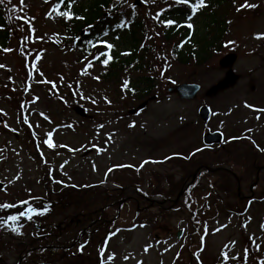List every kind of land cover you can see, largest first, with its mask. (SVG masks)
I'll return each mask as SVG.
<instances>
[{
  "label": "rangeland",
  "instance_id": "obj_1",
  "mask_svg": "<svg viewBox=\"0 0 264 264\" xmlns=\"http://www.w3.org/2000/svg\"><path fill=\"white\" fill-rule=\"evenodd\" d=\"M134 2L135 0H118L122 8L135 7L147 25L144 47H148L149 51L146 56L158 69L157 87L153 92L154 97L148 103L146 100H123L120 96L112 95L109 92L110 84L100 78L105 68L100 62H96L89 70L90 76L80 75L86 63V54L76 45L78 39H75L76 34L71 30V23L68 24L63 18L48 19L46 15L57 0H50V3H45V0H24V10L14 12H9V9L13 5L19 7L20 0L2 5L9 37L6 46L0 48V65H4L0 67V110H3L0 112V149L3 150L0 151V182H3L0 184V203H18L27 199L38 211L45 207L50 210L42 216L34 215L31 221L21 218L20 236L10 235L7 227L0 228V264H100L98 249L104 245L105 238L117 229L121 231L108 241V252L116 253L113 264H137L138 261L143 264H221L222 250L230 256L240 257L229 260V264H244L245 249L249 250L247 264H258L260 259H264V232L260 228L264 223V169L254 175H247L242 168L248 166L242 165L248 156H257V166L264 164L261 162L264 158L263 147L262 151L245 150L247 146L241 142L231 145L233 151H238L237 154L217 155L223 161H230L227 163L232 164L234 171L238 173L236 183L230 174L223 172V175L230 176L233 180L232 192L219 188L222 185V173L205 176L198 181L200 188L213 189L216 183V194L222 202L228 204L226 211L217 204L207 214L200 212L196 209L199 205L217 203L218 199L211 197L202 200V197H206L205 192L200 193L195 188L181 202L184 211L168 209L170 204L165 205L167 211L164 212L153 206L143 215H138L140 220H144L140 225L145 226L139 225L132 229L135 221L133 216L137 214L135 203L119 209L120 198L118 201L115 196L109 198L108 193L110 190L116 195L115 190L125 187L127 190L121 197L122 200L130 196L137 197L135 189L127 183L129 180L123 177V174L129 173L128 170L109 171L120 165H132L140 170L134 174L144 180L140 188L142 195L150 191L152 172L158 175L174 174L175 180L181 181L183 175L180 168L171 162L161 163L160 160L176 150L188 151L191 147L204 146L207 130L200 122L198 112L204 100L216 111L210 122L212 129L227 130L232 122L237 121L245 123L244 126L248 124L246 108L240 117L232 118L224 110L228 108L230 101L223 103L220 98L214 99L207 95V90L226 78L228 70L219 63L232 51L238 56L233 70L241 75L233 89L235 94L241 91L242 95L236 96L239 99L247 98L252 84L264 87V39L254 38L255 34L264 33V0H247L248 4L257 7L243 8L240 11L237 8L245 4V0H210L207 11H198L191 20L193 29L189 32V39H195L196 34L204 30L205 33L214 34L215 26L206 19L209 17L208 13H215L218 22L226 27L221 49L213 51L209 63L201 68L194 62L184 65L176 60L173 49L180 36L166 39L164 34L168 28L153 19L170 5L175 6L174 0H155V3L140 0L141 6H135ZM32 17H35L31 21L35 28L34 34L30 32L29 25L25 24V20ZM20 25H24V31L20 30ZM83 33L84 29L78 35ZM114 33L117 31L113 30L103 36L112 38ZM231 41L235 43H229ZM117 43L123 49L120 41ZM4 49L12 51L5 52ZM92 51L95 52V49ZM37 55L42 57L39 61L35 59ZM33 65L37 70H33ZM130 71L134 75L138 72ZM41 72L43 76L39 74ZM61 75L64 77L63 83L60 82ZM96 76L99 80L92 78ZM45 78L55 81L57 88L52 89L50 84L39 82ZM191 81L202 84V90L196 99H179L175 92H170L169 87ZM69 84L72 85L71 88L68 87ZM73 88L75 91L79 89L85 97L95 99L96 103L74 95ZM36 97L39 99L35 100ZM105 97L107 101H111L110 104ZM216 109H221L222 113L219 115ZM25 116L28 117V124L24 123ZM45 116L49 119H45ZM29 124L32 125L31 128ZM101 124L104 127L99 129L98 134V126ZM133 124L134 127H129ZM261 126L264 124L258 120L255 126L259 130L256 138L264 145V129L261 130ZM27 127L33 135L35 133L37 144H33V137H28ZM181 128L182 132L175 134ZM50 131L53 132L52 138L57 145L67 147L48 148L43 141ZM109 134H113L111 141H108ZM233 134L230 131L228 135ZM227 139L225 136V140ZM98 149L106 151L98 152ZM212 151H204L197 159L205 162L219 153ZM151 158L155 161L148 160L149 163L143 164ZM141 164L143 167L140 169ZM118 178L124 182H117ZM70 185L84 189L83 198L67 197L57 189ZM163 185L168 186L166 182ZM5 188L7 192L3 190ZM100 196L105 198L103 206H109L105 222L99 225L94 218L88 220L78 216L80 212L88 213L99 209ZM30 197L40 199L33 200ZM155 197L159 200L164 198ZM81 201L90 204L88 207H84V203L78 205ZM139 201L140 208L148 204L143 196ZM71 218H81L82 222L73 228H62L57 234L58 244L49 245L46 243L50 241L49 236L46 242V237H40L46 227L50 229L49 232L56 234L58 225ZM93 223L97 227L92 231ZM245 224L247 228L244 227ZM35 225L39 228L34 229ZM223 225L227 227H222ZM205 228L207 235H204ZM216 229L220 231H215ZM180 230L183 233L178 237ZM106 232L107 236L104 235ZM202 236L203 251H200ZM250 236H254L256 243L261 245L259 252L255 251ZM32 237L40 240L35 244ZM82 244L85 247L80 251ZM146 245H152L147 253L144 252ZM29 246L30 249L27 250ZM165 248L169 250L165 251ZM108 252L105 253V258ZM29 253L32 254L29 256ZM196 253H199L200 263ZM129 255L128 260L123 259Z\"/></svg>",
  "mask_w": 264,
  "mask_h": 264
},
{
  "label": "trees",
  "instance_id": "obj_2",
  "mask_svg": "<svg viewBox=\"0 0 264 264\" xmlns=\"http://www.w3.org/2000/svg\"><path fill=\"white\" fill-rule=\"evenodd\" d=\"M216 1V0H212ZM58 2V0H57ZM67 4L68 0H65L64 5L61 6L59 11H65L67 10ZM210 3L206 5L203 10L208 9ZM2 5H0V40L3 42L0 43V48H4L6 46L8 37H9V31H7V20H5L4 13H3ZM71 11L78 16H83V20H76L73 19L72 21L68 22V24L71 23V30L74 34H76L75 39L77 40L76 45L84 51L83 53L87 54L88 51H92L91 48H89V45L87 43L88 40H92L93 43H96V38H102L106 39L103 34L106 32L111 31H117V33H114L115 35L111 36L113 38V43L115 47L112 50V56L113 60L109 63L107 68H104V71L100 75V78L103 82H106L110 84L109 86L111 89H109V92L112 93V95H117L123 98V100H127L128 98H133L134 100H149L151 101L153 96V92H155V88L157 87V78H158V69L153 66L147 56L146 53L149 51L148 47H144V41L147 33V25H145L143 17L140 15L139 11L134 7L128 8L123 7L118 4V0H76V3L72 5ZM190 9H188L184 5H176L174 7H169L166 9V11H162L160 14V20L164 21L167 19H173L177 21V24H180L183 22V18L188 15V12ZM207 20H210L215 26L214 28V34L210 35L208 32H201L197 31L195 39H191L188 44H184V46L180 47L179 43L174 47L173 54L176 58V60L184 65H190V63L194 62V64L198 67H204L206 63H209L210 58L212 56V52L214 50H218L221 46V42L223 41V38L225 36L226 27L224 24H221L218 22V18H216L215 13H208ZM122 24V27H117V25ZM91 25V27H89ZM210 26V25H209ZM208 26V27H209ZM201 27V26H200ZM199 27V28H200ZM70 28V27H69ZM176 25H173L172 27H169L165 32V38L168 40H171L173 37L180 36V40L189 38V31L188 28H180ZM84 29V33L80 36L78 33H81V31ZM114 39H116L114 41ZM122 45L123 49L119 48V42ZM125 40V41H124ZM124 41V42H123ZM110 42V41H109ZM125 48V49H124ZM130 53L129 55H121V53ZM103 59V57L101 58ZM99 62V61H97ZM130 69L134 72L138 71L136 75L131 73ZM125 80H128L129 88L134 89L133 91H130L129 89L123 88V82ZM74 89V88H73ZM75 92V89H74ZM28 128V127H27ZM28 137L32 138L33 144L37 142V138L33 135V132L28 128ZM27 134V133H26ZM213 152V151H212ZM216 152V151H215ZM214 152V154H215ZM217 155H220V152L218 154L212 155L209 157L208 161H205V163L208 166H213L216 171L210 170V171H202L198 178H203L205 176L209 175H215L216 173H222L221 175V183L222 185L219 186V188L225 192L227 191H233L232 190V178L230 176L226 177L223 175V171H221L218 167H221L223 164L226 163V161H223L221 157H217ZM195 157V156H194ZM171 162V159L168 161ZM230 162V161H227ZM180 166L182 167V175L183 179L181 181H176L174 174H163L158 175L152 172V180L149 183L150 191L148 194L142 195L140 188L141 184L143 183V178L140 176L135 175L136 170L134 169H121L124 171H129L128 174H123L124 179L129 180L127 183L129 184V187H133L135 189V193L139 199L144 198L145 201L146 197L152 199L154 196H161L164 199H172L176 197V194L180 190V186L184 183V181H191L192 176L194 174V170L196 167H199L201 165V162L198 159H194V163L192 161L186 159H179ZM117 171V170H116ZM113 171V172H116ZM112 172V171H111ZM117 182H124L121 178L117 179ZM167 183L168 186H164L163 183ZM198 181L196 180L192 190L185 193V195H189L192 193L195 188L198 192H205L206 197H202V200L206 198H217V203L211 202L207 203V205H199L196 209H198L203 214H207V212H210L211 208H214L219 204V207H221L224 211L227 210L228 204H225L222 202L221 199H219L215 183V188L211 189L208 187L200 188L197 184ZM92 188V187H90ZM58 190H61L64 195L67 197H73V199L83 198V192L84 189L81 188H75V186H69L66 188H57ZM127 188L121 187L120 189L115 190L117 193L116 195L112 194L109 190V198L110 196H115L116 200L118 201L119 198V204L118 208L125 206L127 204H131L132 202L136 205V215L133 216V219L135 220L132 225L139 226L141 222L144 220H140L138 215H143V213L148 211L147 209L140 210L138 208V204H140V201L137 197L130 196L126 197L122 200L121 197L125 195ZM113 192V191H112ZM141 195V196H139ZM148 195V196H147ZM216 195V197H214ZM71 199V198H70ZM104 199L102 196H100V205L99 209H96L94 211H89L88 213L80 212L78 216L85 217L86 219H93L98 221V224L105 222V214H107V208L109 206H103ZM84 203V207H88L89 202H83L81 201L79 204ZM30 205L33 206V203L30 202ZM28 207V205H24L23 208ZM160 207V206H158ZM176 209L180 211H184V206H182L179 203L175 204ZM196 209L194 212H196ZM23 210L22 208H12V209H6V210H0V217L6 218L9 215L18 214V211ZM84 210V209H82ZM160 211L164 212L167 211V209L164 207L159 208ZM71 218L68 222L59 224L56 231V234L49 232L50 229L47 227L45 230L41 232L42 238H44V241L46 242L47 236H49V240L46 243L51 245L52 243H57L58 238L57 234L59 231H61L62 228L67 229L68 227H76L78 226L82 221L81 218H78L76 220H72ZM100 219V220H98ZM21 221V220H20ZM67 221V220H66ZM11 222H9L10 224ZM64 226L62 227V225ZM92 231L96 230V225L94 226V223L91 225ZM7 227V226H6ZM38 228L37 225H35L34 229ZM7 230L10 232V235H17L9 230L7 227ZM55 231L54 229L52 230ZM21 232V228H20ZM108 232H106L104 235L106 236ZM20 236V235H19ZM31 240H33V243L36 244L40 238L32 237ZM44 244V245H47ZM58 244V243H57ZM26 245V244H25ZM29 245V243L27 244ZM21 246V245H20ZM43 247V246H42ZM46 247V246H44ZM30 249V246L27 250ZM45 249V248H43ZM47 249V248H46ZM32 253H29V256Z\"/></svg>",
  "mask_w": 264,
  "mask_h": 264
},
{
  "label": "snow or ice",
  "instance_id": "obj_3",
  "mask_svg": "<svg viewBox=\"0 0 264 264\" xmlns=\"http://www.w3.org/2000/svg\"><path fill=\"white\" fill-rule=\"evenodd\" d=\"M146 2H148V0H146ZM151 3H155V0H150ZM12 0H0V5H5V4H11ZM45 3H50V0H45ZM65 0H58V2L56 4L53 5L52 10H50L46 15L48 19H56V18H63L66 22H70L73 19L76 20H83L84 17L83 16H78L75 15L71 9H72V5L74 3H76V0H68V4H67V10L65 11H59V9L61 8L62 5H64ZM174 3L176 5H184L186 6L188 9H190V14L187 16L186 18V23L183 25L177 24V21L173 20V19H167V20H160V13H157L156 16L153 17V19L159 21L160 23H162L165 28H169L172 27L173 25H176L177 27H187L188 29H192L193 28V24L191 23V20L193 19V17L197 14L198 10L204 8L206 6L205 4V0H195V2H192V0H174ZM171 6V5H170ZM26 7V5L24 4V0H20V5L19 7L13 5L10 9L9 12H14V11H23L24 8ZM257 7V5H251L247 3V0H245V4L241 5L239 8H237V11H240L243 8H255ZM53 13H55V16L53 15ZM11 18V17H9ZM18 19H24L23 17H18ZM35 19V17L30 18V20H25V24L29 25L30 28V32L32 34L35 33V28L34 26L31 25V21H33ZM122 24L117 25V27H122ZM91 27V25L89 26ZM20 30L24 31V25H20ZM104 36H107V33L105 32L103 34ZM156 35H159V33H156ZM28 37H26L27 39ZM255 39H264V33H257L254 36ZM37 39H43V37H37ZM89 48L91 49H95V52L93 51H88L87 54L84 56V61H86V63H84V67L81 69L80 71V75L82 76H90V69H92L95 66V63L97 61H99L101 63L102 66H104L105 68L108 67L109 63L113 60V56H112V50L115 47V45L111 42H109L108 40L102 39L97 37L96 38V43H93L92 40H88L87 41ZM229 43H235L234 41H231ZM180 47H182L183 45H179ZM5 52H9L12 51V49H4ZM130 53H121V55H129ZM103 57V59H101ZM42 57L40 55L36 56V61H39ZM83 62V61H81ZM170 66V65H169ZM0 67H4V65H0ZM33 70H37L35 65H33ZM167 70V67L165 68V71ZM41 76H43V73H39ZM93 79L99 80V77H92ZM64 81V77L63 75L60 76V82L63 83ZM40 83H45V84H50L52 89H56L57 88V84L55 81H50L45 79H42L41 81H39ZM129 81L125 80L123 82V88L125 89H129L130 91L134 92V89H130L129 88ZM69 88L72 87L71 84L68 85ZM74 95H80V97L82 99H89L91 100V102L93 104L96 103V100L91 98V97H85L83 95V93L81 91H79V89H77L74 93ZM39 97H36L35 100H38ZM61 99H63V97H61ZM35 100L33 101V103H35ZM105 100L107 101V98L105 97ZM109 104L111 103V101H107ZM66 103V101H65ZM246 107L249 108H254V106L252 105H248L247 103L245 104ZM255 111H257L258 113H264V108H254ZM3 110H0V112H2ZM40 115H44V113H40ZM259 115H257L256 119H259ZM45 119H49L47 116H45ZM24 123L28 124V117L25 116L23 118ZM5 127H8L7 124H5ZM29 127L31 128L32 125L29 124ZM37 127H39V125H37ZM104 127L103 124L98 126V134H99V129H102ZM129 127H134L133 125H129ZM11 131H16V129H11ZM248 131H251V129H249ZM35 135V133H34ZM112 135L113 134H109L108 135V141L112 140ZM47 139H45L43 141L44 144H46L48 146V148L50 149H55L57 147H67V145H57L54 140H53V132H48L46 133ZM249 139H251L249 137ZM72 151H76L73 149H70ZM0 151H3L2 149H0ZM106 151V149H98V152H103ZM197 151H200V149H197ZM149 163V161H144L143 164H147ZM143 164H141L140 167H143ZM93 167L95 168V165H93ZM119 167H132V165H120ZM112 169H109V171H111ZM139 170V169H137ZM19 178V177H17ZM3 182H0V184H2ZM57 183H59V181H57ZM5 192H7V189H3ZM30 199L33 200H38L40 199L39 197H30ZM24 205H28V207L23 208ZM12 208H22L23 210L18 211V214L16 215H9L6 218L4 217H0V228L3 227H8L10 231H12L13 233L17 234V235H22V233L20 232V227L21 225L19 224V221L21 220V218H26L27 220L31 221L34 217V215H39L42 216L44 214H46L50 209L48 207H45L42 211H38L36 207H33L30 205L29 200L25 199V200H21L18 203H0V210H6V209H12ZM251 218H249L250 220ZM9 222H11L9 224ZM145 225H140V227H144ZM222 227H227V225H223ZM245 228H247V224L244 225ZM261 231L264 232V223H262L260 225ZM121 231L120 229L115 230L114 232H112L111 234H109L106 237L105 243L103 246H101L98 249V254L100 257V264H113V262L115 261L116 258V253L115 252H108V241L111 240V238L113 236H115L117 234V232ZM215 231H220V229H216ZM204 235H207V228H205V233ZM204 237L202 236V241H203ZM249 239L252 241V244L255 246V251L259 252L261 250V245L256 243V239L254 238V236H250ZM167 243V242H165ZM234 243V242H233ZM85 245L82 244L80 246V251H83ZM152 247V245H146L144 248V252L147 253L149 251V249ZM169 249L165 248V251H168ZM200 251H203V248L200 249ZM108 252L107 257L105 258V253ZM131 255V254H130ZM129 256H125L123 257L124 260H128L130 258ZM179 256V253L177 254ZM221 264H229V260H236L239 259V256L233 255L230 256L227 252L225 251H221ZM248 255H249V250L245 249L244 250V256H243V262L244 264H247V259H248ZM197 259H199V253H196ZM137 264H143L142 261H138ZM258 264H264V259H260Z\"/></svg>",
  "mask_w": 264,
  "mask_h": 264
},
{
  "label": "flooded vegetation",
  "instance_id": "obj_4",
  "mask_svg": "<svg viewBox=\"0 0 264 264\" xmlns=\"http://www.w3.org/2000/svg\"><path fill=\"white\" fill-rule=\"evenodd\" d=\"M238 82H234L233 83H218L214 86H212L210 89L207 90V95L210 97H217V99H221L224 102H228L230 101V104H228V108L224 109L226 113H229L230 116L233 118L236 117H240V114L242 113V111L244 112L246 109V111L248 112L249 115V119H248V124L246 126L245 123H240V121H237V123L232 122V126H230V130L229 129H221L222 132L226 135V137L228 138L227 140L223 139L224 142L222 144H219V146H217L215 144V146H217L215 148V146H212V149H214L213 151H215V149H217L216 151H219L220 153H222L223 155L226 154H234V153H238L233 151V149H231V145H236V143H243L245 144V146H247V148L245 150H255L258 149L259 147H263L264 145H261L260 142L258 141V139L256 138L257 133L259 132L258 128L256 129V123L258 120L262 121L264 124V113H258L257 111L254 110V108H264V87L261 86H256L254 84H252L251 89L247 92V98L244 99V97H240L241 99H239V97H237L236 95H242V92L239 91L237 92V94H235V91L233 89V87L237 84ZM235 94V95H234ZM248 105H252L254 106V108H249L246 107L245 104ZM226 106V107H227ZM246 108V109H245ZM223 110V111H224ZM222 113V110L220 109L218 114L220 115ZM257 115H259V119H256ZM249 129H251V131H248ZM261 130L264 129V126H261L260 128ZM207 132H214V130H219L217 128L212 129L208 128ZM232 131L234 134L233 135H228L229 132ZM249 137L251 139H249ZM248 143V144H247ZM249 145V146H248ZM196 147H191L190 150L188 151H183L189 155H191L193 153V155L191 157V161L192 163H194V159H197V156L201 155L202 153H204V151H209L211 148L210 147H205V149L203 151H200L199 153H195L193 152V150H195ZM182 151V150H181ZM232 151V152H230ZM183 152H176V153H183ZM256 162V165H255ZM242 163V162H241ZM240 163V165H241ZM258 161H256V156H252L251 158L248 156V158L246 159V162H243L242 165L248 164L247 167H242L245 169V174H253V169H257V173L261 172L264 168V164H261L259 166H257ZM204 163H201V165H204ZM235 166V165H234ZM225 168H227V170H223V172H226L228 174H234L233 171V166L232 164L227 165Z\"/></svg>",
  "mask_w": 264,
  "mask_h": 264
},
{
  "label": "water",
  "instance_id": "obj_5",
  "mask_svg": "<svg viewBox=\"0 0 264 264\" xmlns=\"http://www.w3.org/2000/svg\"><path fill=\"white\" fill-rule=\"evenodd\" d=\"M236 59V55L232 54L229 56H226L225 58L222 59L221 61V65L224 66H230L233 65V62ZM201 87L200 85L196 84V83H182L179 86L174 87L172 90L177 91V94L179 97L183 98V99H191L196 97L197 93L200 91ZM211 112H210V108L206 107V106H202L201 110H200V116L202 119L208 120L210 118ZM205 141H207L208 143H215L218 142L220 143L222 141V135L218 132H214V133H209L206 135L205 137ZM179 198L181 197V193L179 194ZM181 235V232L178 233V236Z\"/></svg>",
  "mask_w": 264,
  "mask_h": 264
}]
</instances>
